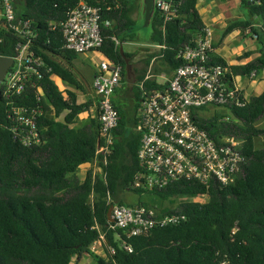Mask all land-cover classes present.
Returning <instances> with one entry per match:
<instances>
[{
    "label": "trees",
    "instance_id": "1",
    "mask_svg": "<svg viewBox=\"0 0 264 264\" xmlns=\"http://www.w3.org/2000/svg\"><path fill=\"white\" fill-rule=\"evenodd\" d=\"M77 1L15 0L17 13L29 18L37 31L34 51L42 64L37 74L29 73L19 94L4 98L0 91V264H75L73 259L83 255L92 256L96 264H264V126L256 125L264 116V82L257 94L245 95L238 90L236 98L225 104L228 114L212 108L211 115H204L209 109L206 107L191 114L195 124L217 144L225 136L241 141L244 159L233 182L223 185L215 178L206 183L181 178L158 189H134V175L141 170L136 112L143 90L159 87L154 77L145 79L147 67L152 59L156 60L157 72L162 65L170 75L184 63L177 52L193 44L204 24L196 10V0H180L177 16L165 23L164 30L162 18L154 11L148 25V43L163 47H156L157 51L145 58L143 69L133 68L134 114L128 116L114 101L119 118L111 130L110 151L97 153L101 142L98 114L75 126L77 115L89 109L91 103H78L73 91L60 90L52 79L56 75L66 85L78 86L70 63L79 54L64 48L61 27L52 29L50 25L51 21H63ZM99 1L100 21L112 23L101 25L103 41L98 52L121 66L120 83L125 85V61L112 37L122 45L135 40L133 14L142 6V0H107L106 4L116 3L110 9ZM240 4L250 17L259 19L260 25L252 26L257 50L244 51L238 58L256 54L241 65H227L213 51L209 56L210 64H222L228 69L225 78L230 87L237 76L250 77L264 71V0H240ZM139 12L143 15L142 9ZM250 25L248 19L233 20L226 31L245 30ZM17 41L15 34L0 26V55L15 56ZM123 51L132 61L133 53ZM12 105L41 110L37 117L38 142L24 144L14 138L8 111ZM62 112L64 117L59 120ZM257 139H261L260 145H256ZM95 158L101 170L93 173L90 169L83 180L79 179V166ZM126 190L154 192L162 199L185 197L174 206L156 208L158 216L179 214L184 218L155 226L145 235L128 236L123 229L111 227L107 219L110 204L106 201L108 195L117 199ZM202 193L208 194L205 203L189 199ZM117 201L125 204L119 198ZM102 234L104 255H98L91 246Z\"/></svg>",
    "mask_w": 264,
    "mask_h": 264
},
{
    "label": "built area",
    "instance_id": "2",
    "mask_svg": "<svg viewBox=\"0 0 264 264\" xmlns=\"http://www.w3.org/2000/svg\"><path fill=\"white\" fill-rule=\"evenodd\" d=\"M105 4L107 0H102ZM96 4L87 0H78L70 8L63 21H51L54 29L61 27L64 48L78 54L97 51L103 41L101 25L107 26L112 21H100V1ZM180 0H155V10L162 18V29L167 21L177 16ZM110 9L114 4H106ZM0 26L18 37L15 45L16 55L8 68L0 91L4 98L19 94L29 73H38L42 64L36 55L34 41L37 31L29 18L20 16L15 7V0H0ZM115 45H122L112 37ZM177 52V57L184 63L170 75L166 72L158 75L147 71L145 79L154 77L159 85L156 89L145 91L137 108L135 129L141 134L137 158L141 170L133 178L134 189L151 190L164 187L173 180L185 178L206 183L211 178L226 185L234 181L238 165L244 157L240 152L241 141L225 136L217 144L207 132L193 121L192 111L206 108H224L236 92L235 84L230 87L225 78L228 69L222 64L209 63L213 51L212 32L204 26L192 41ZM157 48L163 45H152ZM11 57V56H10ZM154 60H151V64ZM121 66L104 57L97 67L92 86L98 96V120L100 124L97 153H109L112 142L111 130L117 126L119 114L114 105V91L121 80ZM162 79L161 81H159ZM142 86V83H140ZM237 103H241L237 100ZM11 129L14 138L24 144L38 142L37 117L41 110H28L12 105L8 108ZM227 118V117H226ZM94 160L97 159L95 158ZM93 160V161H94ZM105 162V158H103ZM198 203L208 201V194H197L189 198ZM106 201L111 206V227L121 228L128 236L145 235L155 226L176 223L184 218L179 214L158 216L156 209L136 203L132 205L115 202L109 195ZM103 234L95 241L101 244ZM125 248L131 251L130 247ZM111 252L113 249L111 248ZM72 264V263H71Z\"/></svg>",
    "mask_w": 264,
    "mask_h": 264
},
{
    "label": "crops",
    "instance_id": "3",
    "mask_svg": "<svg viewBox=\"0 0 264 264\" xmlns=\"http://www.w3.org/2000/svg\"><path fill=\"white\" fill-rule=\"evenodd\" d=\"M196 10L204 24V26L208 27L212 32V45H213V54L223 58L227 65H241L249 61L256 53L244 58H238V56L244 51H256L258 48V42L256 35L252 31V26L259 27V19L257 17H250L247 10L244 9L240 0H196ZM251 20L252 25L247 27L245 30L235 29L231 31H226V27L230 21L233 20ZM99 56V62L104 59V56L97 51H90L87 53L79 54L76 58L72 59L70 63V68L78 81V86H68L66 85L60 77L53 75L52 79L56 80V84L60 90L65 91V89L71 90L76 94V101L78 103L82 102H90L91 105L89 109L79 113L76 117L75 126H79L86 121H88L91 117H94L98 113V96L95 93V90L92 86L93 77L97 71L98 64L94 61V56ZM95 56V57H96ZM158 63V62H157ZM151 66V65H150ZM149 66V69H150ZM148 69V70H149ZM147 70V71H148ZM164 72L162 70V65H160V72ZM135 76V72L133 70V74ZM158 75V74H157ZM239 76L235 77V84L238 85L236 79ZM128 78V77H127ZM244 85L239 86L240 89L244 86V94L248 95L253 93V91H258L263 88V78L264 71H260L255 75L250 77H244ZM136 80L134 79V83L129 85L127 88L130 89L128 93L131 94L133 92V85ZM120 85L115 89L113 99L117 103L122 101V93L123 89L126 88L125 85ZM138 85H140L138 83ZM249 94V95H250ZM133 103H134V95ZM124 109V108H123ZM50 114L53 115V112L50 111ZM65 112H62L58 119L62 120ZM129 116V115H128ZM96 162V160H94ZM93 161V162H94ZM92 162V163H93ZM92 163H83L79 167L83 168V172H76V175L79 179L83 180L81 174H84L85 166H90ZM86 176V175H85ZM100 244H96L93 252L98 255L102 254V249H100ZM83 256L73 259L72 262L75 264H84L81 263Z\"/></svg>",
    "mask_w": 264,
    "mask_h": 264
},
{
    "label": "rangeland",
    "instance_id": "4",
    "mask_svg": "<svg viewBox=\"0 0 264 264\" xmlns=\"http://www.w3.org/2000/svg\"><path fill=\"white\" fill-rule=\"evenodd\" d=\"M140 3V0L138 1ZM142 6L139 7L138 10H136V12H134L133 17H135L136 19V24L134 27V32H135V40L131 43H124L122 46L125 50L132 52L133 56H132V61H130L129 59V63L133 68L137 69V70H141L145 67V63L144 60L145 58H147V56L153 52L157 51V48L154 46H150L149 42V33H150V28L148 26H144L143 25V15L139 12L141 11ZM96 56V55H95ZM94 56V61L98 64L99 63V56ZM155 65L157 66V68H159V64L157 63V61L155 60L152 65L150 66V74L152 75H157L159 74L160 70L157 72V70L155 69ZM149 69V67H147V70ZM146 70V71H147ZM162 70L164 72L165 69L164 67H162ZM162 79H160L159 81H161ZM244 81L245 78L239 76L236 79V82L238 83L239 86L244 85ZM56 82V80H55ZM132 83H134V75H130L129 78H127L126 80V88L123 89V93H122V101H119V103L121 104V106L124 108V111H126L128 113L129 116H132L134 114V103H133V92L128 93V91L130 89H128L127 87L129 85H131ZM243 92H244V86L242 88ZM262 89H259L258 91H253L252 94H257L259 92H261ZM250 94V92L248 93V95ZM251 95V94H250ZM222 112L228 114V112L224 109L221 108ZM213 112L212 108H209L207 110H205L203 112L204 115H211ZM257 126L262 127L264 126V116L262 117V119H260L257 124ZM261 143V139H257L256 140V145H260ZM92 163V162H91ZM92 170L93 173L95 172H99L101 170L98 162H93L90 166H85L84 174H81L82 178L85 177L86 173L88 170ZM79 173L83 172V168L79 167L77 170ZM121 199L125 204H136L138 202H143L145 204H147L149 207L156 209L160 206H174L175 204H177L179 201L184 200L185 197H168L165 199H162V197L154 192L149 193V192H144L141 194H138L136 192L133 191H122L118 194L117 199ZM117 199H113L115 202H118ZM100 249H102V254L104 255V249L103 246L100 245L99 246ZM85 261L84 264H96L95 259L90 256V255H83V259L81 260V263H83Z\"/></svg>",
    "mask_w": 264,
    "mask_h": 264
},
{
    "label": "water",
    "instance_id": "5",
    "mask_svg": "<svg viewBox=\"0 0 264 264\" xmlns=\"http://www.w3.org/2000/svg\"><path fill=\"white\" fill-rule=\"evenodd\" d=\"M154 11H155V0H142L143 25L145 27L149 25V22L153 16ZM119 49L125 61L126 76L129 78L130 75L133 74L132 67L129 63V58L125 56L122 45L119 46ZM12 62H13L12 57L0 55V85ZM107 219L108 221H113V218L111 217V206H109L107 210Z\"/></svg>",
    "mask_w": 264,
    "mask_h": 264
}]
</instances>
